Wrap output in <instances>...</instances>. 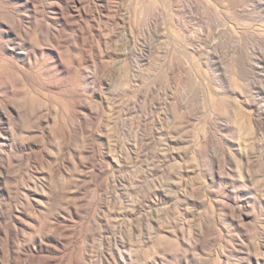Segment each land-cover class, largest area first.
<instances>
[{
	"label": "rangeland",
	"instance_id": "374dc122",
	"mask_svg": "<svg viewBox=\"0 0 264 264\" xmlns=\"http://www.w3.org/2000/svg\"><path fill=\"white\" fill-rule=\"evenodd\" d=\"M0 264H264V0H0Z\"/></svg>",
	"mask_w": 264,
	"mask_h": 264
}]
</instances>
